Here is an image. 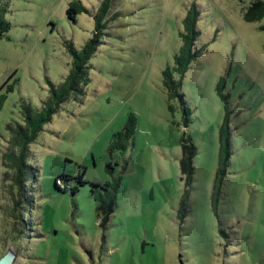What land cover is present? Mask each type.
I'll return each instance as SVG.
<instances>
[{"label":"rangeland","instance_id":"rangeland-1","mask_svg":"<svg viewBox=\"0 0 264 264\" xmlns=\"http://www.w3.org/2000/svg\"><path fill=\"white\" fill-rule=\"evenodd\" d=\"M71 1L0 0L11 23L0 38V88L7 81L0 90L7 93L0 106V258L13 246L14 264H264V18L245 20L253 0H113L86 95L65 101L45 125L25 160L30 180L24 190L16 184L4 157L13 149L7 125L23 121V100L41 109L49 81L65 80L73 62L67 42L80 49L93 37L103 0H81L90 12L76 21L67 13ZM194 2L196 47L208 48L184 77L187 125L179 98L171 100L175 112L168 108L163 71L175 65ZM221 77L228 102L217 90ZM227 108L232 154L214 206ZM130 113L138 117L135 144L109 152ZM182 136L198 147L184 219L178 216L186 178ZM83 171L88 183L76 194L75 179L65 192L57 188L61 174ZM121 173L118 207L102 226L91 182Z\"/></svg>","mask_w":264,"mask_h":264},{"label":"trees","instance_id":"trees-1","mask_svg":"<svg viewBox=\"0 0 264 264\" xmlns=\"http://www.w3.org/2000/svg\"><path fill=\"white\" fill-rule=\"evenodd\" d=\"M112 2L113 0H103L100 7L94 13L95 29L93 37H91L82 48L78 49L74 46L73 42H67L69 53L73 59L72 67L65 80L59 85H55L49 81L51 83L50 95L44 101L42 108H35L31 103L23 100L21 104L23 121L11 122L7 125V130L11 134L9 142L13 149L5 153L4 157L11 161V165L15 168L16 174L14 181L21 190L25 189V186L27 185L26 183L30 180L28 170L30 168L33 169L31 165H28L25 162V160L30 157L31 144L38 139L39 134L44 130L45 125L52 121L53 116L59 112L61 105L65 101L70 98L80 101L81 98L86 95V88L92 81L90 76L92 63L90 61L97 52L98 47L102 44V36L104 35V30L108 24L107 16L112 7ZM83 12H90V10L81 0H73L70 2L67 10L70 19L76 21L77 15ZM5 13V7L0 5V38L4 37L11 29V23L5 18ZM199 16L200 11L194 2L189 7L183 20L184 31L181 32L183 44L179 52L175 55V65L168 66L163 71L164 85L168 90V98L170 101L168 108L171 112H175L176 108L171 100L179 98L185 106V123L187 125L190 122L191 109L185 105L184 94L182 93L184 77L189 70L191 63L196 58L203 55L208 48V44L196 47V41L201 35V31L197 27ZM117 17L118 13H115L113 18L116 19ZM244 18L247 21H257L264 18V0H253L252 4L245 11ZM14 75L15 72L9 76L8 80L13 78ZM176 75H179V77L177 78ZM6 82L1 86L0 90L5 86ZM16 83L17 80L10 83L7 87V92L14 90ZM224 83L225 78L221 77L217 84V90L222 99L228 102L229 94L224 92ZM6 98L7 93H0V106L3 105ZM230 122V112L227 108L219 131L221 144L219 152L220 161L214 182V206H217L218 198L222 189L223 178L226 174L229 165V158L232 154V128ZM137 125V115L135 113H130L124 127L114 132L108 146L109 152H126L132 147L135 144ZM181 144L182 156L180 159V167L182 174L186 178L184 179L185 190L180 200L178 216L184 219L187 216L190 205L191 186L195 175L194 158L198 154V147L193 142L191 136H182ZM126 169L127 164L124 165L123 172ZM107 171L114 175L115 166L113 163L109 162L107 164ZM122 173L113 176L112 180H108L103 184L91 182V192L97 202V213L102 217V226L107 224L118 207V198L121 192V182L123 179ZM84 174L85 171L80 172L75 176L63 173L59 178H62L65 182L75 179L78 184L72 187L71 190L73 194H76L79 191V186L88 183ZM57 179L55 180L57 188L65 192L66 188H62L57 183ZM16 203L20 204L21 201L18 200Z\"/></svg>","mask_w":264,"mask_h":264},{"label":"water","instance_id":"water-1","mask_svg":"<svg viewBox=\"0 0 264 264\" xmlns=\"http://www.w3.org/2000/svg\"><path fill=\"white\" fill-rule=\"evenodd\" d=\"M18 252L13 246L0 258V264H14L17 260Z\"/></svg>","mask_w":264,"mask_h":264},{"label":"built area","instance_id":"built-area-1","mask_svg":"<svg viewBox=\"0 0 264 264\" xmlns=\"http://www.w3.org/2000/svg\"><path fill=\"white\" fill-rule=\"evenodd\" d=\"M63 181H64V180H63ZM57 183H58L62 188L67 187V182L64 181L65 184H63L61 178H58V179H57Z\"/></svg>","mask_w":264,"mask_h":264}]
</instances>
